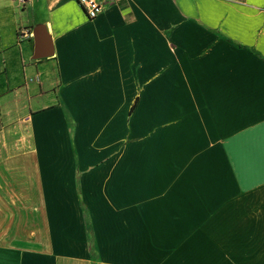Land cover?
<instances>
[{"label":"crops","instance_id":"obj_1","mask_svg":"<svg viewBox=\"0 0 264 264\" xmlns=\"http://www.w3.org/2000/svg\"><path fill=\"white\" fill-rule=\"evenodd\" d=\"M0 264H264V0H0Z\"/></svg>","mask_w":264,"mask_h":264},{"label":"built area","instance_id":"obj_2","mask_svg":"<svg viewBox=\"0 0 264 264\" xmlns=\"http://www.w3.org/2000/svg\"><path fill=\"white\" fill-rule=\"evenodd\" d=\"M20 6H24L27 0H14ZM115 0H79V4L84 10L88 19H95L106 5L114 3Z\"/></svg>","mask_w":264,"mask_h":264},{"label":"water","instance_id":"obj_3","mask_svg":"<svg viewBox=\"0 0 264 264\" xmlns=\"http://www.w3.org/2000/svg\"><path fill=\"white\" fill-rule=\"evenodd\" d=\"M35 38L38 45L35 58L41 59L51 56L53 52L51 47L46 43L44 34L36 33Z\"/></svg>","mask_w":264,"mask_h":264},{"label":"bare ground","instance_id":"obj_4","mask_svg":"<svg viewBox=\"0 0 264 264\" xmlns=\"http://www.w3.org/2000/svg\"><path fill=\"white\" fill-rule=\"evenodd\" d=\"M37 33L43 34L45 33L44 30L42 31L41 29L37 30Z\"/></svg>","mask_w":264,"mask_h":264}]
</instances>
